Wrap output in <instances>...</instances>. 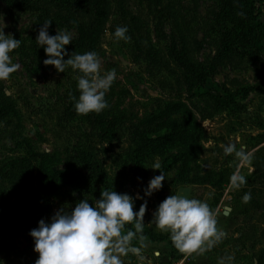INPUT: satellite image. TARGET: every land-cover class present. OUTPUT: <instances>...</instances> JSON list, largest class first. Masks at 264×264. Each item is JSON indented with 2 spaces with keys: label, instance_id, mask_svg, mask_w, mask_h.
Listing matches in <instances>:
<instances>
[{
  "label": "rangeland",
  "instance_id": "1",
  "mask_svg": "<svg viewBox=\"0 0 264 264\" xmlns=\"http://www.w3.org/2000/svg\"><path fill=\"white\" fill-rule=\"evenodd\" d=\"M102 2L103 15L95 18L91 9L75 4L0 0V31L21 41L10 54L18 70L0 81V103L5 104L0 117V264H35L30 231L61 207L70 210L82 199L94 205L98 198L90 186L132 196L135 212L147 200L144 231L163 240L147 238L143 264L168 263L171 248L172 259L183 255L167 233L149 224L159 204L181 187L216 213L217 228L226 235L213 251L229 253L234 264H264V0H256L252 10L261 24L236 6L222 22L221 0ZM47 20L52 22L49 35L67 30L72 36L65 60L73 52L95 51L102 74L115 69L117 78L105 97L109 106L101 113L77 115L72 96H79L78 73L70 67L58 73L43 64L47 57L35 41ZM236 25L249 26L250 37L239 40L236 49H222L227 27ZM118 26L127 27L130 40L115 39ZM89 32L93 41L85 36ZM171 43L190 62L214 64L211 81L189 89L190 77L169 55ZM211 94L222 95L216 100ZM221 96H230L231 103ZM161 110L171 122L167 128H160ZM97 116L116 123L109 144L98 143ZM229 144L243 148L250 162L235 153L225 155ZM157 159L165 180L161 190L145 197L149 181L160 175L150 169ZM87 162L103 171L105 186L93 179L87 186ZM40 166L48 173L62 172L51 177L54 187L41 188ZM238 169L247 183L233 190L230 176ZM248 192L251 200L243 203ZM223 206L230 207L227 214ZM133 245L139 247L136 240ZM123 259L141 264L131 253Z\"/></svg>",
  "mask_w": 264,
  "mask_h": 264
},
{
  "label": "clouds",
  "instance_id": "2",
  "mask_svg": "<svg viewBox=\"0 0 264 264\" xmlns=\"http://www.w3.org/2000/svg\"><path fill=\"white\" fill-rule=\"evenodd\" d=\"M50 20L40 27L36 43L44 49L45 66H53L58 73H64L70 67L78 73V98L74 108L77 115L87 116L99 114L109 105L106 93L117 78L115 69L101 73L102 60L95 51L84 54L65 51L72 41L67 30H56L49 35ZM126 26H118L114 32L117 41H128ZM21 41L11 34L0 31V81H7L15 73L19 65L12 62L10 54L20 47ZM225 155L235 153L242 162H250V155L242 149L236 150L234 145L223 149ZM161 163L157 161L150 169L159 171ZM154 176L144 190V196L150 197L161 190L165 176ZM247 183L239 169L230 176L229 187L239 190ZM136 199H142L137 195ZM251 193H245L243 203H249ZM147 211V200L141 204L139 211H134V198L128 194H120L112 190H101L100 198L93 205L82 199L74 208L61 207L49 222L41 219L38 226L30 231L34 241V252L38 254L35 264H125L124 257L130 253L143 264V248L147 247L144 232V216ZM155 228L167 233L178 252L186 255L207 251L225 237V233L217 228L216 213L204 200L189 198L182 192L166 197L153 213ZM132 225L131 229H126ZM136 240L139 247L133 245Z\"/></svg>",
  "mask_w": 264,
  "mask_h": 264
},
{
  "label": "trees",
  "instance_id": "3",
  "mask_svg": "<svg viewBox=\"0 0 264 264\" xmlns=\"http://www.w3.org/2000/svg\"><path fill=\"white\" fill-rule=\"evenodd\" d=\"M8 3H18V2H23L25 0H5ZM48 2L54 3V4H60V5H80L83 7H86L88 9H91L95 18H100L103 15L104 8H103V2L102 0H47ZM222 1V6L220 8V13H221V19L222 22L227 23V21L230 18V12L232 10L233 6L238 7L241 9L243 12L247 13L251 18L252 22H255V24H261V22L254 16L252 15V10L254 7V4L256 3V0H221ZM82 32V31H81ZM80 34H83V32ZM250 27L247 26L246 28H242L239 25L236 26H231L227 27L226 33L223 35L221 39V46L222 49H226L227 51H230L231 49H236L238 47L239 40L243 39L246 36L250 37ZM89 41L94 40V33L89 32L85 35ZM169 55L174 59L175 63L183 69L185 74L190 77V82H189V89H191L194 85H198L199 87H203V84L207 81H211V73L214 71L215 67L214 64H195L193 62H190L184 51L181 49H178L174 46L173 43L170 44V49H169ZM208 93V92H207ZM1 98L4 97L3 93H1ZM222 94H211L212 99L218 100V97H220ZM223 99L226 100L227 103H231V99L229 97H224L221 96ZM5 112V104L0 103V117L4 114ZM164 111H160L159 118L161 119V124L160 128H167V126L171 125V122L167 120L166 114L164 117L162 115L164 114ZM95 122L99 126V132L97 134V140L99 144H109L111 142V138L113 135V131L115 128V121L110 120V119H105L102 117H95L94 118ZM143 124H150V121H145L142 122ZM162 125V126H161ZM264 147V145H263ZM261 149V148H260ZM86 161H90L89 158L86 156ZM90 168V173L87 174L85 177V182L88 186V183L90 180H96L98 183L102 184L105 186L106 182V177L103 173V171L96 165L93 166L90 162H87ZM41 165V164H40ZM255 165V164H254ZM57 173L62 174V172H57V171H51L50 173L46 172L41 168L40 166V175L41 179L43 181L41 188L45 189L49 183L52 184L51 177L55 176ZM46 178V179H45ZM51 187H54L53 184ZM75 187L77 188L76 184ZM78 187H83L81 184H78ZM93 187V188H91ZM91 190H94L95 193L97 194V198H100V192L101 190H98V188H95L94 186H90ZM88 191V190H87ZM143 235L146 236L150 241H161L163 240L162 238H159L158 236H155L154 234H150L146 231L143 232ZM172 247V246H171ZM211 250L208 249L207 251ZM173 253V248H171L170 252V257L169 261L172 259Z\"/></svg>",
  "mask_w": 264,
  "mask_h": 264
},
{
  "label": "crops",
  "instance_id": "4",
  "mask_svg": "<svg viewBox=\"0 0 264 264\" xmlns=\"http://www.w3.org/2000/svg\"><path fill=\"white\" fill-rule=\"evenodd\" d=\"M259 146L260 145H258L257 147ZM178 192H182L183 194L189 196L188 188L181 187L177 190L176 194ZM177 254L179 255L181 253L177 252ZM185 255L186 254H183L181 256H178L177 258L171 259L170 261L168 259V263L166 264H234L232 263L231 255L229 253H225L222 251L215 252L213 251V248H211V250L209 251L203 252L202 254L193 253L189 255L187 261H184V257H186ZM125 264L133 263L126 261Z\"/></svg>",
  "mask_w": 264,
  "mask_h": 264
},
{
  "label": "water",
  "instance_id": "5",
  "mask_svg": "<svg viewBox=\"0 0 264 264\" xmlns=\"http://www.w3.org/2000/svg\"><path fill=\"white\" fill-rule=\"evenodd\" d=\"M230 210V207L223 206V213L227 214V212Z\"/></svg>",
  "mask_w": 264,
  "mask_h": 264
}]
</instances>
